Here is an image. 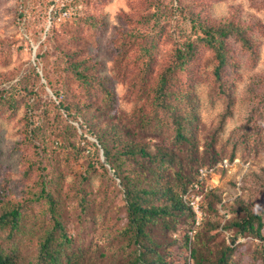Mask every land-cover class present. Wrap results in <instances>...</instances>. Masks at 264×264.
I'll list each match as a JSON object with an SVG mask.
<instances>
[{
	"label": "rangeland",
	"instance_id": "1",
	"mask_svg": "<svg viewBox=\"0 0 264 264\" xmlns=\"http://www.w3.org/2000/svg\"><path fill=\"white\" fill-rule=\"evenodd\" d=\"M193 17L242 24L256 39L259 55L249 58L231 40L237 68L226 78L234 96L226 121L223 94L204 69L198 80L200 147H177L187 175L228 159V166L216 163L218 181L210 189L222 199L208 196L206 219L194 234V223L186 218L174 229L152 231L159 242L169 243L162 252L171 250L183 261L187 251L188 264H195L192 248L215 259L227 245L234 264H264V238L226 227L245 214L244 201L255 211L264 209V0H0V211L17 204L24 213L18 230L0 227V248L16 253L21 264H39L46 231L61 235L56 217L71 239L65 244L71 257L64 255V264H128L134 246L121 232L128 220L124 187L110 165L106 172L99 164L104 151L99 145L98 154L93 146L98 141L86 117L95 115L93 129L100 131L108 121L125 119L153 150L154 144L175 146L171 126L157 135L142 115L152 108L156 81L172 63L177 42L193 33ZM211 55L205 50L201 59L209 69ZM85 58L105 79L113 104H106L100 86L91 101L69 69L71 61ZM45 74L55 83L67 81L78 99L85 98L83 115L72 119L56 106L60 97ZM10 96L16 108L8 104ZM47 191L56 200L55 212ZM183 231L190 235L187 243Z\"/></svg>",
	"mask_w": 264,
	"mask_h": 264
},
{
	"label": "trees",
	"instance_id": "2",
	"mask_svg": "<svg viewBox=\"0 0 264 264\" xmlns=\"http://www.w3.org/2000/svg\"><path fill=\"white\" fill-rule=\"evenodd\" d=\"M50 4H55L52 1ZM193 33L186 39L177 42L172 63L166 66L156 81L155 94L147 112L142 115V122L146 127L162 134L164 127H172L174 130L173 143L175 146H168L164 143L150 145L137 136V130H132L125 119H113L108 121L104 130H94L99 120L95 115L87 116V123L91 125V133L96 135L98 142H92L98 150L99 145L103 148L105 160H98L101 167L107 172L108 167L121 179L123 184L124 201L127 209V225L122 229V234L128 244L133 245L132 252L128 258V264H188L189 253L185 251L183 261L172 255V252H162L169 243H161L155 238L153 227L164 226L166 229H174L179 220L185 219L192 226L195 217L192 209L183 201V194L191 183L198 180L199 171L202 167L211 168L216 166V159L211 164L200 166L192 176L184 174L182 155L177 147L180 144H190L199 149L197 141V127L200 121L198 106L200 95L198 91V80L208 68L213 84L223 94L226 109L223 119L226 121L233 113L232 106L234 96L229 83L228 74L237 68L232 51L234 50L231 40L240 43V47L246 51L249 58L256 59L259 55V48L256 39L249 34L247 29L240 24L224 18L215 21L199 20L198 17L191 18ZM205 50L211 55L209 69L207 64L201 62ZM42 54H39V57ZM90 58L73 60L69 69L74 77L80 81L83 87L90 93L91 101L96 93L97 86L104 87L106 91V104H113L115 96L98 75L92 72L87 65ZM94 63L93 65H95ZM97 66V65H96ZM95 68V67H94ZM40 75L39 73L37 74ZM49 86L53 89L54 95L60 102L56 106L63 108L72 119L83 115L85 98L78 99L71 90L67 81L55 83L52 78L45 74ZM57 85V86H56ZM28 91V90H26ZM32 94L34 88L29 90ZM234 93V92H233ZM8 104L16 108L14 97L6 99ZM54 103L53 99L48 101ZM76 128V126H74ZM250 135V134H249ZM42 192H46L43 188ZM47 196L55 212V199L52 193L47 191ZM222 199L221 193L216 190L207 192L203 199V208L206 219V201ZM215 199V200H216ZM245 214L234 219L227 228H237V232L249 234L255 237L264 238V209L261 212L255 211L244 201ZM212 209V202L209 203ZM23 210L21 205L14 204L5 207L0 211V227L10 230H18L23 222ZM58 229L61 235L46 231L45 237L39 245V264H64V255L67 252L65 244L71 241L64 232V226L59 218H56ZM217 224L210 225L211 231ZM213 227V228H212ZM183 238L190 241L188 231H183ZM235 243V241L233 242ZM186 244L185 249H188ZM163 247V248H162ZM170 248V247H169ZM171 249V248H170ZM233 248L227 245L215 259L209 258L199 248H192L190 257L195 264H234ZM0 264H21L16 253H8L0 248Z\"/></svg>",
	"mask_w": 264,
	"mask_h": 264
},
{
	"label": "built area",
	"instance_id": "3",
	"mask_svg": "<svg viewBox=\"0 0 264 264\" xmlns=\"http://www.w3.org/2000/svg\"><path fill=\"white\" fill-rule=\"evenodd\" d=\"M227 158L219 163V166H228ZM218 166L211 168L202 167L199 171L198 180L189 185L186 192L183 194V201L192 209L195 217L193 230L191 234L196 233L197 228L202 224L205 211L203 208V199L207 191L217 185L216 169Z\"/></svg>",
	"mask_w": 264,
	"mask_h": 264
}]
</instances>
